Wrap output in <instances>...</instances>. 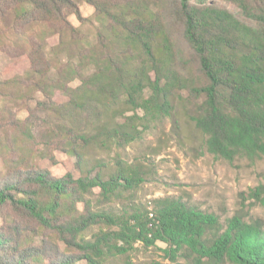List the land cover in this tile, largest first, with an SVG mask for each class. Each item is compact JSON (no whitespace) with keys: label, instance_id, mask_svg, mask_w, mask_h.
Returning <instances> with one entry per match:
<instances>
[{"label":"trees","instance_id":"obj_1","mask_svg":"<svg viewBox=\"0 0 264 264\" xmlns=\"http://www.w3.org/2000/svg\"><path fill=\"white\" fill-rule=\"evenodd\" d=\"M0 50L22 59L0 83V264H112L158 243L169 263L150 264H264L262 220L222 224L174 197L135 206L149 172L119 153L184 100L207 153L264 160V0H0ZM38 94L26 119L6 108ZM247 197L264 206V185Z\"/></svg>","mask_w":264,"mask_h":264},{"label":"rangeland","instance_id":"obj_2","mask_svg":"<svg viewBox=\"0 0 264 264\" xmlns=\"http://www.w3.org/2000/svg\"><path fill=\"white\" fill-rule=\"evenodd\" d=\"M82 10L93 21L91 26L86 27V31H93L95 26H99L94 17V9L83 5ZM71 20L76 26L79 25L75 17ZM58 43L59 36H53L48 40V48ZM19 60L22 61H16ZM16 61L0 50V83L4 81L5 71L13 63L15 65ZM43 98L38 94L34 101L17 105L9 102L6 108L11 110L12 117L26 119L29 116L27 109L34 108L37 100ZM185 103L184 100H175V111L171 117L159 122L141 141L119 151L126 162L142 164L149 172L147 181L136 193L133 203L135 206H150L158 198L174 197L215 214L222 224L243 214L244 209L248 217L260 219L264 223V206L252 205L253 200L247 197L251 190L264 185V160L237 158L234 162H228L207 153L204 149L205 137L189 120ZM3 106L1 102L0 111ZM32 121L36 129L40 130L47 122V117L45 113L37 112ZM57 158L59 164L52 168V172L62 176L67 172L70 160L63 153H57ZM87 158L91 165L102 160L106 165L107 177L117 171L113 155L94 150ZM2 163L0 157V166ZM124 204H130L129 200ZM122 206L119 202L106 209L118 211ZM135 248L129 257L114 258L112 264H150L153 261L169 263L162 251L166 246L162 243L150 249L140 245ZM180 262L185 263L186 258L181 257Z\"/></svg>","mask_w":264,"mask_h":264}]
</instances>
